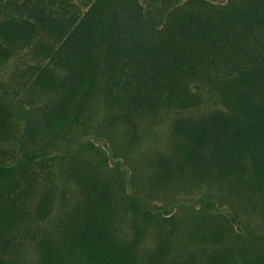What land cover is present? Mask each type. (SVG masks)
I'll return each mask as SVG.
<instances>
[{"label": "rangeland", "instance_id": "1", "mask_svg": "<svg viewBox=\"0 0 264 264\" xmlns=\"http://www.w3.org/2000/svg\"><path fill=\"white\" fill-rule=\"evenodd\" d=\"M93 1L74 3L85 11ZM61 45L39 34L0 62V166L8 183L30 189L0 251L7 245L17 263L37 264L40 243L58 241L90 196L102 203L115 240L134 249L138 264H205L220 252L235 264L264 262V194L251 182L216 181L202 172L161 176V165L178 162L179 123L233 113L223 89L242 61L222 55L184 79L193 98L185 109L165 104L135 111L114 103L108 78L101 77L78 120L50 128L63 94L36 79L45 72L57 84L67 80V70L46 54L45 47L55 52Z\"/></svg>", "mask_w": 264, "mask_h": 264}, {"label": "trees", "instance_id": "2", "mask_svg": "<svg viewBox=\"0 0 264 264\" xmlns=\"http://www.w3.org/2000/svg\"><path fill=\"white\" fill-rule=\"evenodd\" d=\"M39 34L62 42L55 52L45 47L46 54L69 74L60 84L45 72L36 79L63 94L50 128L76 122L101 77L108 78L114 103L135 111L165 104L185 109L193 98L184 79L222 55L242 61L223 89L233 113L179 123L178 162L161 165V176L247 179L264 194V0H94L85 11L74 0H0V62ZM6 174L0 166V242L24 213L30 192L19 181L8 183ZM89 197L58 241L40 243L37 264H138L134 249L115 240L102 203ZM6 248L0 264H20ZM205 264L235 263L220 252Z\"/></svg>", "mask_w": 264, "mask_h": 264}]
</instances>
